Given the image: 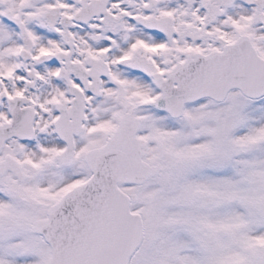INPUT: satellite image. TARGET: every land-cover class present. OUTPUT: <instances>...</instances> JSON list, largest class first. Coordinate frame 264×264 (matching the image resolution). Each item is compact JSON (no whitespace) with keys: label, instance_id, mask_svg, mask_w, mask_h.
Wrapping results in <instances>:
<instances>
[{"label":"snow or ice","instance_id":"6c2138e0","mask_svg":"<svg viewBox=\"0 0 264 264\" xmlns=\"http://www.w3.org/2000/svg\"><path fill=\"white\" fill-rule=\"evenodd\" d=\"M0 264H264V0H0Z\"/></svg>","mask_w":264,"mask_h":264}]
</instances>
